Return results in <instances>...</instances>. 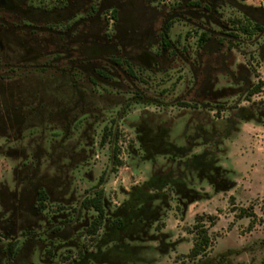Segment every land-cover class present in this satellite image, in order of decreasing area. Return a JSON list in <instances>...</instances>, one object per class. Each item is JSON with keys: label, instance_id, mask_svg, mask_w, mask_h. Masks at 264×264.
<instances>
[{"label": "rangeland", "instance_id": "1", "mask_svg": "<svg viewBox=\"0 0 264 264\" xmlns=\"http://www.w3.org/2000/svg\"><path fill=\"white\" fill-rule=\"evenodd\" d=\"M54 1L36 0V4L43 7ZM247 4L259 8L264 6V0H249ZM222 12L225 22H228L229 18L244 16L238 9L231 7L222 9ZM188 30L193 35L186 43L195 49L200 31L182 22L174 26L172 40L182 35L185 41ZM38 38L43 39L45 35L42 34ZM239 49L241 57L244 58L243 63L252 71H256L253 72L254 83L264 84V61H260L256 54L254 59L249 57L253 61L249 63L246 57L251 49L244 46ZM41 61L43 63L44 59ZM58 64L59 68H65V63ZM180 72L183 73V79H179ZM5 74H8L6 69L0 71V75ZM59 76L60 72L56 70L47 74L38 71L30 77L36 83L31 90L55 87L56 84L46 83ZM145 76L153 78L151 84L140 83L139 87L146 91L150 100L133 101L124 118L119 121V157L123 160L124 167L115 173L109 170L110 145L101 147L100 140L105 126H110L112 120L118 116L121 108L119 104L131 94H127L129 89L121 74L118 77L122 79L123 88L119 89L122 92L102 84L94 86L85 80L90 100L93 102L91 107L94 108V114L81 119L77 126L72 128L68 140L72 144L80 140V146H84L87 153L90 146L94 147L89 163L79 164L78 168L75 167L77 164H72L76 169H71L67 182H72L70 193L76 194L71 207L75 206L80 195L90 190L102 177L108 179L103 188L112 212L127 198L124 193L126 190L130 191L136 183L142 185L149 182L156 175L168 176L173 182L183 180L186 194H176L174 186H166L164 192L167 194V201L153 199L148 209L154 210V214L148 218L142 230L136 231L133 226L128 231H119L105 245L95 249L99 253V264H264V118H261L264 114V85L262 90L249 100H241L239 95L233 94L220 96L218 100L207 98L196 107H183L173 104V101L192 87L189 68L183 65L181 71L172 69L165 78L159 73L146 70ZM224 79L227 78L221 79L216 85V90L228 83V79ZM12 80L13 78H5L1 84L8 88ZM188 102L195 100L190 98ZM46 105L51 104L46 102ZM242 108L247 109V112L242 111ZM44 112L45 109L39 108L38 113ZM18 116L20 115L16 114V117ZM246 116L254 119L246 121ZM13 123L15 126H8L10 130L5 134L0 127V188H7V193L0 198V218L3 215L15 216L18 209L15 196L18 194L21 198L22 194L28 195L24 192L32 189L31 179L26 182L23 172L25 168L22 165L27 168L26 174L34 177L35 185H39V182L44 185L50 183L45 176L43 180L42 177L39 178L42 173L37 169L42 168V171L49 170L54 173V169L46 167L47 156L41 154L40 165L29 167L28 164H35L37 160L33 159V153L39 151V148L47 150L46 153L49 154L52 139L59 138L57 135L52 138V128L57 129L58 135L61 133L59 125H49L48 119L33 121L36 125L32 128L31 125L22 127L17 120ZM246 124H249V127ZM164 128L166 132H163ZM201 129L207 132L216 130L217 133L213 140H208L198 137ZM19 135L23 136L19 138ZM139 135H147L148 146H141L137 139ZM8 136L11 138H6ZM179 148L189 151L182 155L178 153ZM214 151L215 154L212 153ZM194 154L204 160V164L219 165L222 172L211 168L203 175V170L195 165L192 156ZM62 161L66 162L65 159ZM23 204L25 205L20 207V212L13 219L19 231L31 224L28 215L29 203L24 201ZM242 208L253 212L254 217L239 218ZM203 214L218 217L216 225L210 228L213 247L207 256L190 260L188 254L194 243V235L190 234V231L196 223L195 217ZM5 225L6 222L2 219L0 226ZM68 250L65 248L57 254L53 263L71 264L69 261L60 260L61 254L64 258L68 256ZM70 250V256L75 257L76 250ZM39 251L37 248L33 260L30 257L27 262L22 260L19 264H46L45 260L48 259L41 257Z\"/></svg>", "mask_w": 264, "mask_h": 264}, {"label": "flooded vegetation", "instance_id": "2", "mask_svg": "<svg viewBox=\"0 0 264 264\" xmlns=\"http://www.w3.org/2000/svg\"><path fill=\"white\" fill-rule=\"evenodd\" d=\"M248 1L55 0L41 7L36 4V0H0V71L6 69L8 72L0 75V127L3 134L10 130L8 126H15V120L22 127H32L36 125L33 121L37 119L42 121L47 120L48 116L52 118L46 108L44 113H38L32 93L29 97L21 96L20 90L35 87L36 83L30 79L31 76L38 71L47 74L53 70L67 73L77 70L83 73L85 59L90 61L92 57L97 58V61L89 63V69H104L107 66L114 74L123 69L121 62L156 73L164 68L181 71L184 65L189 68L192 75L190 81L193 82L187 93L178 99L188 101L192 98L195 102L202 103L203 99L218 100L220 96L236 94L243 100L256 85L253 79L256 71H252L245 63H240L235 67V75L233 51L240 52L239 48L244 46L251 49L246 57L249 63L250 58L254 59L256 54L260 61H264V6L254 8L247 4ZM92 6L97 10L90 18L88 14ZM227 7L238 9L250 20L255 28L252 36L238 39L230 35L231 27L225 23L222 12ZM114 10L117 12V21L108 19L107 13ZM171 22H175L174 26L182 22L191 28L200 29L209 38L201 48L193 49L190 44H182L188 45L185 46L187 50L177 44V37L176 40L171 39L173 42H164V30ZM86 30H89L91 36L88 41ZM42 34L45 38L39 39ZM86 43L91 44L89 48L85 47ZM61 62L65 63V68H59L58 63ZM4 77L13 78L8 88L1 84ZM224 77L228 79V83L216 90V85ZM125 78L129 77L125 75ZM50 83L51 81L46 84ZM77 108L74 104L67 107L63 114H58L64 120L60 122V140H52L48 155L47 150L39 148V151L33 153V159L37 160L35 164H28L29 167L40 165L41 154L47 156V169H54V173L48 172L49 170L45 173L50 183L44 185L39 182V185H35L34 177L27 175V168L22 165L25 168L23 172L26 182L31 179L32 189L24 192L28 195L22 194L21 198L18 194L15 196L18 208L15 216L20 212V207L25 205L23 202L28 201L31 224L19 231L13 221L14 215H3L0 218V222L2 219L6 222L5 226H0V264H19L22 260L27 262L30 257L32 259L37 248L41 257L46 256L52 248L58 254L63 251L67 239L73 235L78 236L84 227L82 221H75L72 226H67L65 222L67 212H73L72 208L78 206L85 193L80 195L71 209L53 211L57 206L67 208L73 204L76 192L70 193L72 182H67L74 169L72 164H77L75 167L78 168L79 164L89 163L92 156L93 145L87 153L85 147L80 146V140L75 144L68 140L72 133L71 126L75 124L77 117L71 118ZM16 114L20 116L16 117ZM78 147L80 150H77ZM64 159L66 162L62 161ZM43 179L42 177L41 180ZM107 183L108 179L105 184ZM39 187H45L48 192V207L45 211L36 207V191ZM55 189L57 191H53ZM6 190L1 186L0 198L7 193Z\"/></svg>", "mask_w": 264, "mask_h": 264}, {"label": "trees", "instance_id": "3", "mask_svg": "<svg viewBox=\"0 0 264 264\" xmlns=\"http://www.w3.org/2000/svg\"><path fill=\"white\" fill-rule=\"evenodd\" d=\"M241 2H246L247 0H240ZM96 7L92 6L90 9V12L88 14V17L92 18L95 15ZM108 19H113L114 21H117V12L111 11L107 13ZM110 16V18H109ZM88 18H86L85 21H87ZM225 21V20H224ZM229 27H231V33L230 35L234 38H242L246 36H252L255 32V28L253 24L250 22L248 18L243 16L242 18H229L228 22H225ZM175 22H171L168 24V26L165 28L163 36L166 37L164 39V42L171 41V33L172 29L174 27ZM196 31H200V35L196 44L197 48H201L209 36L207 33L202 32L200 29H195ZM89 30H86V41L91 38L89 35ZM194 32L195 34L197 32ZM191 34L190 31L186 33L185 42L183 38L177 39V44H180L182 48L186 49L185 44L186 41H189ZM244 35V36H242ZM188 39V40H187ZM91 44L86 43V48H89ZM188 46V45H187ZM186 46V47H187ZM168 48V47H167ZM187 50V49H186ZM92 51V50H91ZM60 59V57H57ZM97 58L92 57V60H88V58L85 59V69L82 72H79L77 70H74L70 73V71L67 73L65 71H59L60 76L53 78L50 84H56L55 87L45 88L41 90V88L34 89H27V90H20V94L22 97L26 96L29 97L30 93L35 94L33 95L35 97L36 107L37 110L39 108L41 110H44L45 108L49 110V112L52 114V118L48 116V122L49 125H59L60 127V135L57 134V129L52 128L51 136L52 138L54 135H57V137L61 138L62 136V128H61V120H63V117L58 114H63L65 110H67V107L69 106H75L77 105V110L74 112V115L71 119L77 117L75 120V124L71 126V129L74 126H77V124L80 122L81 119H84L88 116H91V114H94V108L91 107L93 105V102L90 100V93L88 91V88L86 87L85 80H88L92 85L98 86L99 84L105 85L106 87L113 88L115 91H120L119 89L123 88V84L121 83V78L118 77L119 74L123 76V79L126 82V87L129 89L127 94H131L130 97H126V100L120 103L121 105L119 109L118 116L112 120L110 126H105L103 134L101 136L100 140V146L105 147L108 144L110 145V172L115 173L119 168L124 167V162L119 157L120 155V149L118 147L120 134H119V121L124 118V114L127 112L129 107L132 105L133 101L141 100H150L147 95L146 91L142 90L139 87V84H151V80L153 78H147L145 76L146 70H141L138 67H135L134 65H129L127 62H121L122 63V70L119 69L118 74H114L110 72L109 67L105 66L104 69L99 68H88V64L92 62H96ZM120 62V58L118 59ZM117 60V61H118ZM120 65V64H119ZM69 69V68H68ZM95 69V70H94ZM118 69V68H117ZM124 70V72H122ZM151 71V70H148ZM152 73H156L151 71ZM125 75H127L129 78H125ZM179 79H183L181 76ZM131 83H130V82ZM262 82H258L245 96L247 100L251 99L252 96L258 94L263 87ZM51 86V85H50ZM47 87V86H46ZM144 89V88H143ZM18 91V90H17ZM164 92L166 90H163ZM127 92V91H126ZM18 93V92H17ZM43 95V97H41ZM165 96V95H164ZM51 100V103H50ZM39 101V102H38ZM46 102L51 105H46ZM154 102H156L154 100ZM57 103V104H56ZM84 103V105H83ZM173 104H177L179 106L183 107H196L201 105L202 103L199 102H188L186 100L177 99L173 101ZM236 106V109H238V106ZM233 106V107H235ZM244 112H247V109L242 108L241 109ZM58 115V117H57ZM261 118H264V114L261 115ZM254 119V117L246 116V121H250ZM64 121V120H63ZM46 123V122H45ZM66 124V123H65ZM32 128V127H30ZM165 128L163 129V132H166ZM217 133L216 130L213 132H207L203 129L199 131L198 137H205L208 140H213L215 134ZM43 133H41L42 135ZM20 136V135H19ZM23 135H21L19 138H21ZM57 140H53L58 141ZM137 139L140 141L141 146H148L147 145V135H139ZM188 149H178V153L184 155L187 153ZM215 154L216 152H212ZM195 159V165L203 170V175L206 174L207 169L213 168L217 172H222V168L216 164H204V160L199 159L198 156L195 154L192 155ZM84 165V164H83ZM47 167V166H46ZM40 170L42 175H39L40 177L46 176L45 171H42V168H37ZM49 172V171H48ZM46 178V177H45ZM106 183V177L100 178L98 184H95L91 187L90 190H86L85 195L82 196V199L79 200L78 206L72 208L71 206H68L67 208L64 206H57V208L53 209L54 212H60L61 210H69L73 209V212H67V219H66V225L72 226L75 221H82L84 227L82 228V231L78 236L73 235L69 237L66 241V245L64 249L66 248L68 252V256L64 258L63 254H61V259L65 262L69 261L71 264H99V253L95 251V249L100 248V246L105 245L111 237L118 233L119 231H128L130 227L135 226L136 231L142 230L143 226L146 224L148 218L154 214V210H149L148 206L153 199H161L163 201H167L168 197L167 194L164 192V188L167 186L169 188H172L176 194L183 193L182 195L186 194V185L183 183V180L179 179L175 182L170 179V177L162 175H156L153 177V179L149 182H145L142 185H135L132 187L130 191L126 190L124 193L127 194V198L123 201V203L115 208V210H111L110 205L108 204L107 194L103 188V184ZM175 184L177 185L175 187ZM156 194V195H151ZM36 207L38 210L45 211V209L48 207V192L45 187H39L36 191ZM234 201V198L231 199ZM156 211V210H155ZM91 215V218H90ZM148 216V217H147ZM239 218H252L254 217L253 212L248 211L247 209L242 208L240 210V213L238 215ZM90 218V219H88ZM218 220L217 216L214 215H197L195 217V225L193 226V230L190 231V234L194 235V243L193 247L191 248L188 258L190 260H195L198 258L205 257L209 254L213 247V240L210 235V228L216 225V222ZM132 230V229H131ZM87 240H84V239ZM82 239V242H79V240ZM77 240V241H76ZM70 249L76 250V256L71 257L70 254H72ZM61 253V252H59ZM58 253V254H59ZM53 252V248L48 250L47 255L45 258L48 260H45L46 264H54L53 258L56 256ZM44 260V259H43Z\"/></svg>", "mask_w": 264, "mask_h": 264}, {"label": "crops", "instance_id": "4", "mask_svg": "<svg viewBox=\"0 0 264 264\" xmlns=\"http://www.w3.org/2000/svg\"><path fill=\"white\" fill-rule=\"evenodd\" d=\"M189 31V30H188ZM187 31V32H188ZM186 32V33H187ZM182 38V35H178L177 36V39L178 38ZM185 42V41H184ZM185 44H188V43H185ZM189 45V44H188ZM233 54H234V67H233V73L236 75L237 73L235 72V67H236V65L237 64H242L243 63V56L241 57V55H240V52L238 51V50H236V52L235 51H233ZM243 58V59H242ZM241 60H242V62H241ZM172 69H168V68H164V69H161L159 72V74L161 75V77H164L165 78V76H167L169 73H170V71H171ZM179 75V78H180V76L183 78V73H179L178 74ZM165 80H167V79H165ZM205 99H203V101H204ZM247 125V127H249V124H246ZM135 185H137V183L135 184ZM32 260H33V257H32ZM33 263V262H32Z\"/></svg>", "mask_w": 264, "mask_h": 264}]
</instances>
